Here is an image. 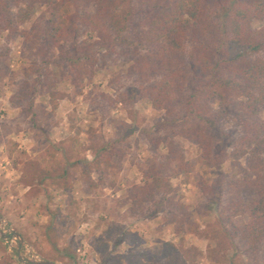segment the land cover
Here are the masks:
<instances>
[{"label": "trees", "instance_id": "obj_1", "mask_svg": "<svg viewBox=\"0 0 264 264\" xmlns=\"http://www.w3.org/2000/svg\"><path fill=\"white\" fill-rule=\"evenodd\" d=\"M22 4L45 5L47 18L18 30L13 9ZM253 20L264 22V0H0V30L19 33L35 59L30 64L35 78L21 82L17 93L18 106L34 117V123L38 120L31 97L39 87L53 86L48 65L63 61L74 84L89 74L95 62L90 50L96 46L119 50L136 87L132 91L164 112L157 131H162L160 141L167 153L145 167L141 182L128 190L124 203H131V209L162 198L168 209L173 207L176 231H182L183 217L189 215L170 194L169 179L186 176L192 164L182 155L176 136L195 143L210 166L218 164L230 143L246 153L242 176H222L197 186L232 247L244 255L258 254L264 261V121L259 116L264 108V27L252 28ZM79 31L93 32L98 40L80 39ZM188 41L192 46L186 52ZM6 55L0 50V78L6 76ZM229 120L233 125L228 126ZM116 148V142L91 139L92 159L70 163L62 149L51 147L45 177L67 189L70 168L79 165L90 178L92 172L112 167ZM97 249L104 264H178L180 259L171 243H164L157 253L138 249L118 261L106 252L105 244ZM64 257L73 258L66 249L60 259Z\"/></svg>", "mask_w": 264, "mask_h": 264}, {"label": "rangeland", "instance_id": "obj_2", "mask_svg": "<svg viewBox=\"0 0 264 264\" xmlns=\"http://www.w3.org/2000/svg\"><path fill=\"white\" fill-rule=\"evenodd\" d=\"M118 5L124 7L125 3ZM46 8L22 4L13 9L15 26L18 30L38 26L47 18ZM82 9L80 6L79 11ZM92 9L89 6L87 10ZM251 27L262 28L264 22L253 20ZM79 33L80 39L89 43L98 40L93 32ZM191 46L188 41L185 51ZM0 50L7 54L6 76L0 78V264H35L37 260L104 264V255L97 249L100 244L117 260L138 249L157 253L164 243L178 248L179 263L264 264L258 254L244 255L232 247L197 186L200 181L211 184L222 176H242L246 153L235 149L234 143L226 146L218 164L210 166L195 143L174 138L192 164L186 176L169 179L170 194L189 215L183 217L185 224L178 232L170 215L173 207L168 209L162 198L137 210L124 203L128 190L141 182L142 170L160 160L167 148L160 141L162 131H157L164 112L132 91L136 87L126 74L128 63L119 50L92 48L95 62L89 74L78 77L74 84L63 61L51 62L47 71L53 86L39 87L31 97L37 123L18 106L17 96L21 82L35 78L30 71L34 57L19 33L8 30H0ZM26 102L21 100L25 106ZM217 106L212 104L213 109ZM259 116L264 121V108ZM231 125L233 120H229ZM91 139L116 142L112 167L92 172L88 178L79 165L74 166L69 169L67 189L45 177L51 147L62 149L70 163L91 160ZM65 249L72 259H60Z\"/></svg>", "mask_w": 264, "mask_h": 264}, {"label": "water", "instance_id": "obj_3", "mask_svg": "<svg viewBox=\"0 0 264 264\" xmlns=\"http://www.w3.org/2000/svg\"><path fill=\"white\" fill-rule=\"evenodd\" d=\"M35 264H53V263L46 260H37L35 261Z\"/></svg>", "mask_w": 264, "mask_h": 264}]
</instances>
